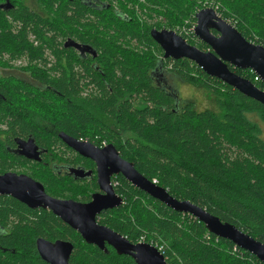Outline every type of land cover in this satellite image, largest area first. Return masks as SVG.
Masks as SVG:
<instances>
[{"label": "trees", "instance_id": "trees-1", "mask_svg": "<svg viewBox=\"0 0 264 264\" xmlns=\"http://www.w3.org/2000/svg\"><path fill=\"white\" fill-rule=\"evenodd\" d=\"M11 1L16 7L0 15V70L21 59L28 65L16 70L29 72L37 83L14 71L10 76L0 72V173L28 164L30 175L48 193L85 198L96 189L93 182L80 184L43 162L14 156L7 142L14 145L15 137L32 134L39 144L51 146L62 141L59 130L97 145L114 143L173 196L264 242V104L190 59H164L150 34L154 27L176 30L186 19L195 23L197 9L208 2L248 40L264 45V0H101L107 6L91 0H37L45 16ZM180 35L210 49L194 34ZM68 38L92 45L98 55L81 57L65 47ZM230 67L264 90L252 70ZM157 68L168 77L166 85L157 84ZM179 82L206 90L217 108H198L181 97L177 104L167 85ZM113 180L125 203L105 211L99 221L134 243L162 247L169 264H264L123 176ZM39 237L71 240V264H136L112 247L106 252L88 244L52 211L0 195V264H49L37 250Z\"/></svg>", "mask_w": 264, "mask_h": 264}, {"label": "water", "instance_id": "water-1", "mask_svg": "<svg viewBox=\"0 0 264 264\" xmlns=\"http://www.w3.org/2000/svg\"><path fill=\"white\" fill-rule=\"evenodd\" d=\"M8 3H10L9 0L2 5ZM196 19L195 35L200 41L209 45L210 49H200L173 29L152 28L151 37L163 49L164 59H190L208 75L222 80L264 104V90L250 78L241 76L230 67L232 65L235 68L250 69L264 82V45L248 40L241 31L221 17L212 7L199 9ZM65 47H75L82 54L93 52L96 55L97 52L91 45H81L71 39L65 43ZM160 72L157 68L154 72L155 76H158ZM160 74L163 77L160 80L167 82L163 73ZM59 136L75 151L96 161L98 183L103 192L94 193L93 200L89 203H81L74 199H60L50 195L45 185L32 176L9 171L0 173V195L14 197L32 209H50L77 230L87 243L95 244L106 251H108L106 244H109L118 254L132 256L136 264H169L156 245L149 242L134 243L110 226L99 222L98 215L103 210L123 205V198L117 195L111 184L113 175L122 174L148 195L176 211L194 216L203 222L211 233L232 241L264 263V242L234 223L223 221L219 216L191 200L173 196L169 189L146 177L133 162L123 158L114 143L100 147L89 140H82L65 132H61ZM17 139L19 147L16 152L30 159L40 160L39 152L36 151L38 147L35 137ZM73 170L84 177L92 174V171L84 172L81 168ZM36 246L39 255L49 264H71L70 259L74 251L72 242L39 237L36 240Z\"/></svg>", "mask_w": 264, "mask_h": 264}, {"label": "flooded vegetation", "instance_id": "flooded-vegetation-1", "mask_svg": "<svg viewBox=\"0 0 264 264\" xmlns=\"http://www.w3.org/2000/svg\"><path fill=\"white\" fill-rule=\"evenodd\" d=\"M8 0H0V15L2 14H5L7 12H10L11 10H13L16 5L11 1L10 3L6 4V5H2V4H5ZM16 1H21L24 5L25 3L23 2V0H16ZM90 1V0H88ZM92 3L94 5H98V6H107L108 3L107 2H104V1H101V0H91ZM41 9V7H40ZM36 11V10H35ZM40 14H42L41 12L39 11H36ZM9 21L11 20V17L10 16H7ZM31 39L34 38V34H31ZM71 38H68L66 41H64L65 43L70 40ZM73 40V39H71ZM75 42L81 44V45H90V44H84V43H81L79 41H76L74 40ZM92 46V45H91ZM93 47V46H92ZM70 48V47H69ZM75 48V47H73ZM76 51L78 52V54L83 57V58H88L90 55L96 57L98 55V53L96 52V55L93 54V52H86L85 54H82V52L75 48ZM16 72L17 75L19 76V74L23 73L21 71H17V70H11V69H1L0 72L3 73L4 75H7V76H10L12 72ZM164 75V73H163ZM21 77V76H20ZM165 77V76H164ZM23 78V77H21ZM162 75L159 73L158 76H155V79H156V82L157 84H159V80L162 79ZM166 78H168L166 76ZM25 79V78H23ZM27 80V79H26ZM32 82H35V81H32ZM37 83V82H35ZM167 82L164 83V85H166ZM170 93H172V95L175 97L176 101H177V104H178V101H179V93L178 91L176 90V88L173 86V85H167ZM63 132V131H57L56 134L59 136V134ZM29 137H34L32 134H30ZM28 137V138H29ZM60 137V136H59ZM8 138V137H7ZM19 137H15L14 138V145H11L7 142V151L14 155V156H18L19 158H24V159H27L31 162H43L46 166V168H50L51 171H55L56 173L58 174H61V175H66V176H69L72 180L76 181V182H79L80 184H86L87 182H93L95 185H96V189L94 191H92L90 193L89 196L85 197V198H79V199H76L74 197H57V198H60V199H74V200H77L81 203H89L93 200V194L94 193H99V192H103L101 191V188L99 186V183H98V166H97V163L95 160L89 158V157H86L84 155H81L80 153H78L77 151H75L72 147H70L69 145H67L60 137V139L62 140L61 142H57L55 144H52L51 146H45L43 144H39L36 140V145L38 147V149L36 151L39 152V158L40 160H33V159H30L28 158L27 156L25 155H22L20 154L19 152H16L17 148L19 147V144H18V139ZM28 138H25V139H28ZM24 139V138H23ZM36 139V138H35ZM108 143H102L101 145H98L100 147H103V146H106ZM23 149V148H22ZM118 149V148H117ZM119 150V149H118ZM120 152V151H119ZM121 154V153H120ZM122 156V155H121ZM123 157V156H122ZM81 158V159H79ZM124 158V157H123ZM49 159V160H47ZM65 159H72V160H76V159H79L80 162H76V163H72V162H66ZM126 159V158H125ZM127 160V159H126ZM17 161V160H16ZM132 162V161H131ZM78 168H81L84 170V172H88V171H92V174L90 176H81V174L73 169H78ZM31 167H29V165H25V166H18L16 167L15 169H9L7 170L6 172H16L18 174H21V173H24V174H28L30 175V171H31ZM5 173V172H4ZM31 176V175H30ZM118 176H123L122 174H119V175H113L112 176V179H111V184L113 186V188L115 189V192L117 193V195H120L117 191V186L114 184V177H118ZM124 177V176H123ZM34 178V177H33ZM125 178V177H124ZM126 179V178H125ZM130 182V181H129ZM131 183V182H130ZM132 184V183H131ZM133 185V184H132ZM134 186V185H133ZM136 187V186H134ZM137 188V187H136ZM50 194V193H49ZM52 195V194H50ZM9 196V195H8ZM54 196V195H52ZM56 197V196H54ZM124 200L123 202V205L125 203V199L123 196H121ZM38 209H41V208H38ZM47 210H50V209H47ZM109 210V209H107ZM107 210H103L99 215H98V220H99V217L105 213V211ZM51 211V210H50ZM53 213V212H52ZM56 215V214H55ZM58 216V215H56ZM62 221H64L60 216H58ZM65 222V221H64ZM100 222V221H99ZM66 223V222H65ZM101 223V222H100ZM67 225H69L68 223H66ZM102 224H105V223H102ZM70 226V225H69ZM71 227V226H70ZM72 228V227H71ZM75 230V229H74ZM76 232H78L77 230H75ZM79 233V232H78ZM80 234V233H79ZM81 235V234H80ZM82 237V235H81ZM83 238V237H82ZM61 239V238H59ZM58 240V239H56ZM62 240H66V241H70L72 242L71 240L69 239H62ZM84 240V238H83ZM55 241V240H54ZM85 241V240H84ZM86 242V241H85ZM142 242V241H140ZM73 243V242H72ZM89 244V243H88ZM95 245V244H93ZM107 247H108V251H109V247H112L110 246L109 244H106ZM97 246V245H96ZM113 248V247H112ZM103 250V249H102ZM106 251V250H104ZM106 251V252H108Z\"/></svg>", "mask_w": 264, "mask_h": 264}, {"label": "rangeland", "instance_id": "rangeland-1", "mask_svg": "<svg viewBox=\"0 0 264 264\" xmlns=\"http://www.w3.org/2000/svg\"><path fill=\"white\" fill-rule=\"evenodd\" d=\"M23 2L25 3V5L30 6L34 10L41 12L44 16L47 15V12L43 10V8L40 6V4L37 0H23ZM16 4L24 5L21 1H19V2L17 1ZM208 6H209L208 2H203V6L201 8H206ZM40 7H41V9H40ZM201 8H199V9H201ZM199 9H197V10H199ZM143 17H146V16L143 15ZM149 20L153 21V19H149ZM187 21H188V19H186L184 21L183 25L182 24L178 25L176 27V29H182L185 25H189L186 27V31H187L188 28L190 27V24H191V23H187ZM154 28H156V27H154ZM9 64L11 66H8L7 69H11V70H16V68H20V67L28 65V64L24 63L22 60H21V62L19 60L12 61V62H9ZM3 70H5V69H3ZM19 76H21V77H23L29 81H33V78L30 76L29 72L24 71L23 73L19 74ZM255 80H256V77H255ZM171 84H173V83H171ZM174 87L178 91L179 97H181L184 100H194L195 103H197L198 108H205V107H211L214 109L217 108L214 97L212 95H210L204 89H201L199 87H194L192 85H189V84H186L183 82H181V83L179 82L178 84H175ZM39 121H41L43 123L42 119H39ZM261 127L263 129V137H264V123L261 124ZM50 130H52V129H50Z\"/></svg>", "mask_w": 264, "mask_h": 264}, {"label": "built area", "instance_id": "built-area-1", "mask_svg": "<svg viewBox=\"0 0 264 264\" xmlns=\"http://www.w3.org/2000/svg\"><path fill=\"white\" fill-rule=\"evenodd\" d=\"M208 7H212L217 11V6L213 7L211 5H209ZM219 14V13H218ZM187 23H191L190 21H187ZM197 25V20L195 23H191L190 27L188 28V30L186 31V27L189 25H185L182 29H176L175 31L177 33H184L186 36H188L189 38L194 34L195 35V27ZM196 36V35H195ZM17 61V60H16ZM21 62V59L19 60ZM23 61V60H22ZM24 62V61H23ZM25 63V62H24ZM260 79L258 75H256V80ZM261 80V79H260ZM157 181V180H155ZM159 248V247H158ZM162 248V247H161ZM161 248H159L161 250Z\"/></svg>", "mask_w": 264, "mask_h": 264}, {"label": "bare ground", "instance_id": "bare-ground-1", "mask_svg": "<svg viewBox=\"0 0 264 264\" xmlns=\"http://www.w3.org/2000/svg\"><path fill=\"white\" fill-rule=\"evenodd\" d=\"M210 232V231H209Z\"/></svg>", "mask_w": 264, "mask_h": 264}]
</instances>
